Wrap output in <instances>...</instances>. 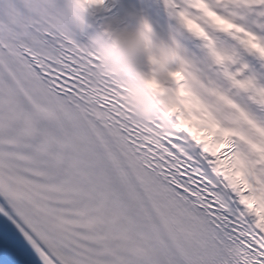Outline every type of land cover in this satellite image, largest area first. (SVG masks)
I'll return each mask as SVG.
<instances>
[{"label":"snow or ice","instance_id":"1","mask_svg":"<svg viewBox=\"0 0 264 264\" xmlns=\"http://www.w3.org/2000/svg\"><path fill=\"white\" fill-rule=\"evenodd\" d=\"M155 4L167 122L102 73L116 0L87 45L70 0H0V264H264V0Z\"/></svg>","mask_w":264,"mask_h":264},{"label":"clouds","instance_id":"2","mask_svg":"<svg viewBox=\"0 0 264 264\" xmlns=\"http://www.w3.org/2000/svg\"><path fill=\"white\" fill-rule=\"evenodd\" d=\"M120 11H112L108 24L111 38L98 36L95 46L101 58L102 73L119 82L127 89V98L137 117L145 122L156 119L167 122L163 109L149 94L141 79V72L146 59L155 60L153 71L163 78L165 68L171 62V46L161 39L155 29H149L137 19L135 11L123 7L120 0ZM107 0H70L74 11L76 27L85 32L89 27L88 16L94 11H102ZM151 32V35H150Z\"/></svg>","mask_w":264,"mask_h":264},{"label":"bare ground","instance_id":"3","mask_svg":"<svg viewBox=\"0 0 264 264\" xmlns=\"http://www.w3.org/2000/svg\"><path fill=\"white\" fill-rule=\"evenodd\" d=\"M114 11H117V10L115 9ZM99 12L102 13V18H103V20H102V18H101V19H94L95 25H91V24H89V25H90V29H87L83 34H80V35H82L83 37H84L85 35H88L89 38H90L91 35L96 36V35H98V34L101 33V31H102V26L107 22V14H105V13L102 12V11H99ZM91 16H93V13H90V14H89V17H91ZM80 35L78 36V39H79V42H80V43H82V44H84V45H87V44L90 43V42L88 43L87 41H85V40L83 39V37L80 36ZM32 264H37V263H35L34 261H32Z\"/></svg>","mask_w":264,"mask_h":264},{"label":"rangeland","instance_id":"4","mask_svg":"<svg viewBox=\"0 0 264 264\" xmlns=\"http://www.w3.org/2000/svg\"><path fill=\"white\" fill-rule=\"evenodd\" d=\"M121 4L125 8H132L136 7L138 10L142 5V0H120ZM120 11V10H119ZM150 18L154 21H159L160 23H163V17L164 13L158 10H153L151 9L150 13Z\"/></svg>","mask_w":264,"mask_h":264}]
</instances>
